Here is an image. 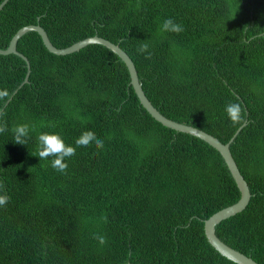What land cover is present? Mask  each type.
I'll list each match as a JSON object with an SVG mask.
<instances>
[{
  "label": "trees",
  "instance_id": "obj_1",
  "mask_svg": "<svg viewBox=\"0 0 264 264\" xmlns=\"http://www.w3.org/2000/svg\"><path fill=\"white\" fill-rule=\"evenodd\" d=\"M3 0H0V3ZM173 19L179 34L161 30ZM58 47L93 35L119 44L167 117L231 143L249 183L248 206L216 226L229 245L264 264V0H9L0 47L28 24ZM142 44L148 54H139ZM0 54V264H238L208 240L205 221L241 192L218 149L165 126L142 104L126 62L102 44L51 52L37 31ZM20 87V88H19ZM18 89L17 92L15 90ZM239 104L233 124L225 107ZM28 124L26 145L12 129ZM92 131L65 173L39 160L38 136L66 144ZM106 217V220H105ZM106 237L104 245L94 239Z\"/></svg>",
  "mask_w": 264,
  "mask_h": 264
},
{
  "label": "water",
  "instance_id": "obj_2",
  "mask_svg": "<svg viewBox=\"0 0 264 264\" xmlns=\"http://www.w3.org/2000/svg\"><path fill=\"white\" fill-rule=\"evenodd\" d=\"M9 0H3L0 3V11L4 8V6L7 4ZM37 31L46 47L53 53L58 55H66L73 53L75 51H79L80 49L86 47L89 44H102L113 50L115 53H117L127 64L130 74H131V83L134 86V89L140 98L142 104L147 108V110L151 113V115L156 118L158 121L163 123L165 126L173 128L177 131L190 133L194 136H197L206 142H208L210 145L215 147L220 151V153L225 158L233 177L235 178L238 188L241 192L240 199L227 207H224L217 212H215L213 215H211L208 219L205 221V232L206 236L209 240V242L224 256L227 258L237 262L238 264H261L256 259H254L252 256L242 252L241 250H238L234 248L233 246L226 243L224 240H222L217 232H216V226L223 220L236 215L237 213L243 211L249 204L252 192L249 186L248 181L242 174L238 163L233 155L232 149L230 148L231 143L234 141L235 136L240 131V129L236 132V134L230 139L229 142H222L218 137L215 135L209 133L208 131L199 128L194 125L186 124L183 122L176 121L174 119H171L164 115L158 107L154 105V103L149 99L147 96L142 82L140 80L137 67L133 61V59L130 57V55L117 43L113 42L110 39L101 37L99 35H93L89 36L87 38H84L82 40H79L72 45L68 47H58L56 46L50 39L48 32L45 30V28L41 24H28L23 27H21L13 36L10 45L7 48H1L0 47V54H10V53H16L20 55L22 58H24L29 67L28 74L25 78L24 83L20 85L22 87L25 83L29 81V75L31 72V64L29 58L22 53L20 50H18V41L19 39L28 31ZM19 87V88H20ZM18 89L15 90L17 92ZM117 264H133L131 262H124V263H117Z\"/></svg>",
  "mask_w": 264,
  "mask_h": 264
},
{
  "label": "clouds",
  "instance_id": "obj_3",
  "mask_svg": "<svg viewBox=\"0 0 264 264\" xmlns=\"http://www.w3.org/2000/svg\"><path fill=\"white\" fill-rule=\"evenodd\" d=\"M161 30L164 32H172L179 34L182 32L183 26L176 23L173 19L169 18L163 21ZM148 53L145 58L150 59L151 53L148 52V45L142 44L138 49L139 54ZM9 96L8 91L0 90V100H5ZM225 111L233 124L239 123L242 118V109L239 104L229 103L225 107ZM6 116V113L0 109V133H4L8 130L6 122L3 121V118ZM33 130L28 124H20L15 126L12 131L14 133V141L16 144L26 145L27 138L29 137L30 131ZM38 157L39 160L47 159L48 157H54L51 161V166L61 172L65 173L68 164L65 162L66 158H71L76 154L77 147H88L92 144L95 145L97 149H102L104 147V141L99 139L96 134L92 131L83 132L75 141V147L65 143L63 137L59 133H41L38 136ZM4 189L3 182H0V191ZM10 201V197L6 194H0V207H5ZM106 220V217H105ZM99 244L104 245L106 237L101 235H95Z\"/></svg>",
  "mask_w": 264,
  "mask_h": 264
}]
</instances>
